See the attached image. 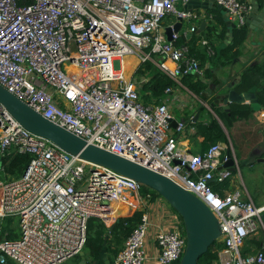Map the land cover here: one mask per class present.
Instances as JSON below:
<instances>
[{"label": "built area", "instance_id": "2783aa9c", "mask_svg": "<svg viewBox=\"0 0 264 264\" xmlns=\"http://www.w3.org/2000/svg\"><path fill=\"white\" fill-rule=\"evenodd\" d=\"M188 1L0 0V85L88 144L159 173L204 202L222 232L213 264H264V249L242 254L246 240L264 229V205L240 192L222 196L212 186L232 175L221 169L228 160L226 144L198 155L182 150L177 135L186 124L177 122L174 133L167 104L144 105L140 88L147 81L138 83L124 71V59L135 56L140 65L157 57L156 65L179 87L184 77L200 72L189 49L173 44L179 34L172 33L168 42L161 33L170 17L204 18L178 10ZM215 3L238 29L245 26L243 14L252 11L243 0ZM202 44L212 56L208 41ZM12 153L30 161L21 177L0 180V264H62L76 258L87 244L90 221H116L117 204L129 212L124 217L141 212L142 219L112 264H146L155 220L161 225L156 264H180L184 223L164 199L159 198L163 202L153 220L156 198L143 195V185L32 134L0 105V157ZM13 231L18 238L12 240Z\"/></svg>", "mask_w": 264, "mask_h": 264}, {"label": "crops", "instance_id": "0c3cea01", "mask_svg": "<svg viewBox=\"0 0 264 264\" xmlns=\"http://www.w3.org/2000/svg\"><path fill=\"white\" fill-rule=\"evenodd\" d=\"M243 1L248 7H252L253 9L256 0ZM257 3L260 6L259 13L264 14L263 0H257ZM184 5L180 3L178 10L185 11ZM215 6H217L216 3ZM192 12L202 14L204 18L199 20V22L184 20L183 28L178 33V41L182 38H185V41L180 45L177 42H173V44L176 46H186L189 49V54L200 62L201 70L198 73L184 77L181 87L174 85L171 87L172 91L170 93L167 92L168 95L164 103L167 104L174 117L172 131L175 133L177 122H184L186 124L185 132L180 136L177 135L182 145V150L187 151L191 155L203 154L206 149L203 145L204 137L198 134L197 125L199 123L208 125L212 120H217L228 140L227 143H224L228 151H224L223 154L227 156L228 152H230L235 161V172L231 171V177L223 184L217 182L212 183H217L219 186L218 193L222 196L233 192H240L244 199L251 200L258 207L263 206L264 183L261 186L259 182H264V107L260 103L261 110L253 112L250 104L245 103L244 105L250 108V116L237 120L228 127L226 122L218 116L217 111L230 112L232 107L237 104H230V109L227 111L223 109V104L211 109L207 102L211 97L216 95V92L213 90L217 86L235 83L237 87L242 82L243 75L247 70L264 67V16L254 18L251 27H244L242 30H232L233 37L229 39L227 37L228 27L227 19L225 18L226 11L224 9H211L209 11L197 10ZM175 22L176 19L170 17L162 24L161 33L168 42L170 40L166 35V29L174 25ZM204 22H206V27L201 32L200 27ZM193 27H196L195 33L191 32ZM238 38L241 39L239 41L240 43L238 42ZM205 40L208 41L213 49L214 54L212 56L207 55L206 47L202 44V41ZM154 61L155 65L159 63L157 57ZM129 78L136 80L138 83L143 79L147 82L149 80L146 76L137 75L136 72L135 75ZM199 82H202L206 86L202 96L201 94L194 93L189 88V85L192 86ZM262 86H264V79L262 80L261 86H255L257 88L256 96L259 102V94ZM158 104L153 102L147 106H155ZM220 144L222 145L221 142ZM253 155H257V160L249 165H242V163L246 162ZM238 174H241V180H239ZM162 202L159 198L153 201L151 208L153 209V220ZM127 213L126 208H122L117 204L112 217L117 218V221L118 217H124ZM116 221L108 225L105 224L109 231L106 233L107 238L104 246H106L108 240H111L112 243L110 233ZM159 226L161 227L155 220L149 230L147 244L148 260L146 264H156L159 249L155 238L160 229ZM125 243L122 245L123 248ZM116 247L120 248V246L113 244V248ZM263 249L264 229H260L246 240L242 248V254L244 256L254 255ZM84 252L85 261L88 264L87 252L85 250ZM110 257L111 261L109 260ZM102 258L106 260V264L107 262L108 264H112L116 259L110 252H106L105 250L102 253ZM74 260L77 264H83L80 255ZM9 264L15 263L10 262Z\"/></svg>", "mask_w": 264, "mask_h": 264}, {"label": "water", "instance_id": "95a60500", "mask_svg": "<svg viewBox=\"0 0 264 264\" xmlns=\"http://www.w3.org/2000/svg\"><path fill=\"white\" fill-rule=\"evenodd\" d=\"M221 10L215 6V0H189L184 5L185 11L197 10ZM260 6L257 0L251 12L244 13L245 26L251 27L254 18L264 16L259 13ZM228 33L232 39V30L238 29L226 12ZM183 20L176 19L173 27H167L166 35L171 41L172 33H179L183 28ZM206 22L202 23L201 32L205 29ZM243 27V28H244ZM241 28V29H243ZM256 87L247 92L240 93L235 83L217 86L213 91L216 95L211 97L207 104L211 109L223 104V109L229 111L230 104L244 105L249 103L253 112L261 110V105L256 96ZM0 105H2L23 128L32 134L53 142L66 153L86 161L94 167L109 169L121 176L132 179L141 185L155 191L161 196L182 218L186 236V250L180 264H199L200 260L207 255L210 248L217 243L222 235L220 224L209 207L195 195L186 191L171 179L156 173L134 161L111 153L95 145L88 144L84 139L74 135L66 129L49 121L41 114L35 112L27 104L0 85ZM224 144V143H223ZM227 162L222 169L235 172V161L228 152ZM257 155L249 157L242 165H249L257 160ZM264 222V215L262 216ZM83 264H86L85 252L80 254ZM108 264V262H107Z\"/></svg>", "mask_w": 264, "mask_h": 264}, {"label": "trees", "instance_id": "16d2710c", "mask_svg": "<svg viewBox=\"0 0 264 264\" xmlns=\"http://www.w3.org/2000/svg\"><path fill=\"white\" fill-rule=\"evenodd\" d=\"M242 30V29H241ZM242 38V35H241ZM241 39L238 38V42ZM185 41V38L177 41V44L180 45ZM240 43V42H239ZM253 72V73H251ZM137 75L146 76L149 80L144 83L140 88L141 101L144 105L151 104L153 102L162 104L166 96L168 95L167 89L174 86V82L153 62H146L140 64L136 70ZM264 79V67H257L252 70H247L242 78V82L237 86V90L240 93L247 92L255 86H261L262 80ZM189 88L196 94L202 96L205 91V84L199 82L192 86L189 85ZM259 100L264 107V86H262L259 94ZM260 104V105H261ZM218 116L226 122L227 126L230 127L237 120L248 118L251 114L249 106L235 105L232 107L230 112H220L217 111ZM198 134L204 137L203 145L206 147V152L211 146L218 143H227V136L224 133L222 127L217 120H212L208 125L199 123L197 125ZM203 152V153H204ZM30 158L25 155L18 153H12L7 157H0V180L4 179H17L22 176L29 164ZM214 191H219V186L217 183H212ZM142 194H151L152 197L161 198L159 194L155 191L143 186ZM129 213V212H128ZM142 213H135L131 217L119 218L113 226V230L110 235L112 236L111 240L107 241L106 246L104 242L107 238L106 233L109 229L106 228L105 224L100 220L93 219L90 221L89 230H88V241L85 246V251L87 252V258L89 259L88 264H106V260L102 258V253L105 250L110 252L114 258L117 257L119 252L123 248L124 242L131 236L134 229L141 222ZM17 232L13 231L9 239H17ZM113 244L120 246V248H113ZM218 246V243H215L199 262V264H213L216 260V254H214V248ZM79 256H77L78 258ZM111 261V257L109 259Z\"/></svg>", "mask_w": 264, "mask_h": 264}, {"label": "rangeland", "instance_id": "374dc122", "mask_svg": "<svg viewBox=\"0 0 264 264\" xmlns=\"http://www.w3.org/2000/svg\"><path fill=\"white\" fill-rule=\"evenodd\" d=\"M127 61L131 62L132 65H128V70L126 71L127 73V76L128 78L131 77L132 75H135V72H136V69L138 68V65H139V61L137 60V58L135 56H132L130 57L129 59H126ZM128 63V62H127ZM121 69V68H120ZM238 177H239V180H241V174H238ZM264 182H259V185H263ZM119 218H123V217H118ZM15 222V227H17V220L14 221ZM84 252V251H83ZM75 259V258H74ZM74 259H71L69 261H66L62 264H77V262L74 260ZM87 264V262H86Z\"/></svg>", "mask_w": 264, "mask_h": 264}, {"label": "bare ground", "instance_id": "6f19581e", "mask_svg": "<svg viewBox=\"0 0 264 264\" xmlns=\"http://www.w3.org/2000/svg\"><path fill=\"white\" fill-rule=\"evenodd\" d=\"M128 62V63H127ZM132 62V61H131ZM131 62H129V61H127L126 59H124V71H127L128 70V65H129V67H130V65H132L131 64ZM72 70H74V71H77L75 68L74 69H72Z\"/></svg>", "mask_w": 264, "mask_h": 264}]
</instances>
